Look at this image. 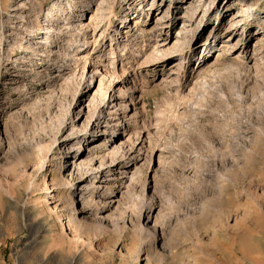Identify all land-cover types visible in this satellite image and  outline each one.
I'll return each mask as SVG.
<instances>
[{
    "label": "rangeland",
    "instance_id": "rangeland-1",
    "mask_svg": "<svg viewBox=\"0 0 264 264\" xmlns=\"http://www.w3.org/2000/svg\"><path fill=\"white\" fill-rule=\"evenodd\" d=\"M82 1L0 0V264H264V0Z\"/></svg>",
    "mask_w": 264,
    "mask_h": 264
},
{
    "label": "bare ground",
    "instance_id": "bare-ground-1",
    "mask_svg": "<svg viewBox=\"0 0 264 264\" xmlns=\"http://www.w3.org/2000/svg\"><path fill=\"white\" fill-rule=\"evenodd\" d=\"M88 4H89V0H85V1H82V4H81V7H85V6H88ZM236 5H238V3H236ZM47 15L49 16V19H48V27H47V29H48V31L47 32H45V36L46 37H52L51 39H53V42L55 41V40H61L62 38H63V36H64V34H61V35H58L56 38L54 37V35L52 34V33H50L49 31H51V27H49V21L51 20V17H52V14L50 13V11H48L47 12ZM217 16H219V14L217 15ZM138 16H136V17H134V18H130L129 20H128V24H129V22L131 21V20H133V19H135V18H137ZM127 19H128V17L127 16H125L124 17V19H123V22H124V24H123V27L124 28H126L127 27V25L128 24H125V22L127 21ZM138 24V21L137 20H135V25H137ZM42 30V29H41ZM216 32H214V36H212V38L213 37H215L216 35ZM85 36V34L83 35V38H85L84 37ZM115 37H112L111 39H114ZM208 39H209V37L204 41L205 42V44H207V42H208ZM81 40H78V39H75V40H72L70 43H69V45H68V47H71V46H73V44H75V43H77V44H79V42H80ZM53 42H51L50 44H53ZM79 46L80 45H77L76 47H74L73 48V50L72 51H75L77 48H79ZM134 46H138V48H141V44L139 43V44H134ZM19 47H22V46H19ZM137 48V49H138ZM130 49V47L126 44V43H123V47L121 48V50L120 51H122L123 52V54L126 56L125 57V59H122L121 61H122V63H123V66H127V65H129V63H134L135 62V54L136 53H138V50H135L132 54H131V56H127V53H128V50ZM62 57H65L66 58V63L67 62H69V61H71L72 60V58L74 57L73 55H71V52H65L64 51V53L62 54ZM53 58H55V57H53ZM10 59V58H9ZM45 59H47V58H45ZM50 61H51V58H48V62H47V65H50ZM124 61H126V63L124 64ZM38 63V66H42V63H41V60H38L37 61ZM128 67H132V66H128ZM67 69H69V66H66V67H64V69L62 70V72L63 71H65V70H67ZM95 68H93V70H94ZM56 76V75H55ZM59 76V75H58ZM133 78H135V76L133 77ZM13 80V79H12ZM14 81V80H13ZM134 82V79L132 80V82H130V83H125L124 85H123V87H122V90L124 91V93L125 94H128L129 95V90H134V91H136L135 89H136V86H135V82H134V84L133 85H131L130 86V84L131 83H133ZM11 83V82H10ZM13 83V82H12ZM23 86H25V85H23ZM108 89V88H107ZM106 94H107V90L104 92V96H106ZM123 94H120V96H119V99H121L120 100V102L119 103H125L126 101H124L123 100ZM131 100H133V95H131ZM168 106H170L169 108H171V107H173L174 106V104L172 103V102H168ZM125 106H127L126 104H125ZM172 109V108H171ZM104 112V111H103ZM158 114H162V115H164V111L162 112L161 110L159 111V113ZM161 115V116H162ZM132 116H134V115H132ZM162 120V119H161ZM160 121V120H159ZM135 124V129L136 130H139L140 129V127L138 126V123L136 122V123H134ZM115 129L113 128V132H115L114 131ZM137 135V134H136ZM84 204H85V202H84Z\"/></svg>",
    "mask_w": 264,
    "mask_h": 264
}]
</instances>
